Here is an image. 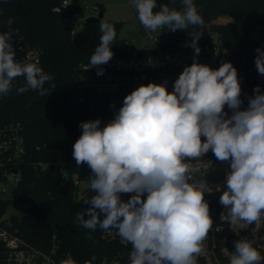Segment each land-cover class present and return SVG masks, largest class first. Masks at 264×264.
I'll return each mask as SVG.
<instances>
[{"label": "clouds", "instance_id": "clouds-1", "mask_svg": "<svg viewBox=\"0 0 264 264\" xmlns=\"http://www.w3.org/2000/svg\"><path fill=\"white\" fill-rule=\"evenodd\" d=\"M131 3L148 31H187L189 26L203 25L194 0H181L180 10L162 4L157 11V0ZM12 24L9 19L8 31L0 32V97L12 91L18 77L25 83L16 88L17 94L33 90L46 95L44 84L53 78L38 61L16 59ZM100 31V42L90 58L98 75L103 74L99 66L112 59L111 45L116 40L113 24L101 19ZM188 34L198 56L201 32ZM256 52L257 72L264 75V50ZM241 91L231 62L213 69L194 56L171 92L166 84L141 85L125 96L123 106L104 127L99 119L81 122L82 134L72 156L78 167L87 164V188L95 192L82 202L91 206L76 216V223L89 230L87 238L93 239L91 232L97 228L115 230L122 242L131 245L128 264H197L213 226L205 200L213 187L202 178L191 182L195 169L185 161L203 158L210 150L217 161L228 165L225 190L219 197L227 209L222 216L231 226L258 224L264 217V92L256 86L254 97L241 110ZM122 193L131 196L125 201ZM228 261H264L254 246V234L253 239L242 237L234 242ZM60 264L78 262L68 254Z\"/></svg>", "mask_w": 264, "mask_h": 264}, {"label": "trees", "instance_id": "trees-1", "mask_svg": "<svg viewBox=\"0 0 264 264\" xmlns=\"http://www.w3.org/2000/svg\"><path fill=\"white\" fill-rule=\"evenodd\" d=\"M230 1L235 4L234 17L219 20L224 15L219 10ZM59 3L60 0H0V30L7 31V21L12 19L11 28L25 34L43 51L40 67L53 78L44 84L46 95L33 90L17 94L16 88L25 83L23 77H18L13 81L12 91L0 97V126L19 121L24 128L26 147L22 178L12 197L0 201V215L9 206L20 207V213L12 214L9 219L12 229H17L26 241L46 251L56 245L58 256L66 258L71 254L78 264L86 261L102 264L118 246L104 241L99 228L91 232L93 239H88L89 230L76 223L78 212L91 206L82 203L83 200L95 192H90L86 184L90 169L87 164L78 167L72 152L82 134L81 122L99 119L104 127L119 109L116 98L99 96L81 85L82 75L89 73L82 65L90 64L100 42V21L79 23L72 17L74 6L54 10ZM194 3L203 25L196 29L189 26L187 31L217 32L232 53L231 63L244 73L248 94L254 93L256 86L264 92V75L257 72L255 65L256 49L264 50V0H194ZM162 4L177 10L182 8L181 0H157V11ZM105 21L116 29V40L111 45L113 57L156 51L147 48L128 52L127 40L120 37L124 22ZM79 25L90 36L83 48H76L72 42ZM187 31L171 32L164 28L162 49L191 47L192 37ZM241 100L242 104L246 103L245 98ZM209 153L213 155L211 150ZM40 163L47 166L42 169ZM63 163L68 178L62 175ZM75 178L81 180V190L75 185Z\"/></svg>", "mask_w": 264, "mask_h": 264}, {"label": "built area", "instance_id": "built-area-1", "mask_svg": "<svg viewBox=\"0 0 264 264\" xmlns=\"http://www.w3.org/2000/svg\"><path fill=\"white\" fill-rule=\"evenodd\" d=\"M69 6H74L72 0H60L54 10L60 11ZM72 17L75 21L82 19L77 11L73 13ZM139 25L151 44L136 46L133 42L127 41L126 50L134 53L141 49L154 48L156 51L143 55L134 53L126 56H114L108 63L99 66L103 69L102 75L97 74V67H91V64L82 65L84 70L89 71V73L82 75L81 85L84 88L90 89L102 97L116 98L115 105H117L133 90L148 83L166 84L167 90L171 92L175 80L186 66L193 63L194 56L199 63L207 64L213 69L219 68L224 62L232 61L231 51L223 45L217 32L199 31L204 42L198 44L201 51L197 56L192 47L164 51L161 47V35L164 28L158 29V33L154 34L152 31L146 30L140 21ZM13 30L12 43L16 52V59L21 63L38 61L39 66H41L43 51L33 45L25 34L17 29ZM77 31L78 28L74 30V34ZM0 32L4 31L0 30ZM237 73L241 88L246 87L244 73L242 71H237ZM247 94L248 91L243 98ZM248 102L246 100V103L241 105V110L247 108ZM225 112L229 116L232 114L227 106H225ZM25 153L22 124L17 121L0 126V183L8 185L12 181L14 182L11 197L14 188L22 178ZM185 162L189 167L195 169L191 181L195 183H199L200 178L204 179L202 177L204 173L218 166H225V175L228 170L226 163L217 161L215 156L209 152L203 158ZM40 166L44 169L47 164L40 163ZM61 170L64 178L70 176L64 163L61 165ZM206 181L213 187L212 193L205 194V200L209 204L210 215L213 219V226L203 243V252L197 258V264H229V254L234 251V242L242 237L253 239V234L254 246L264 256V217L258 224L247 225L240 222L231 226L230 222L226 220V216H222V214H227V209L219 202V197L225 190V178L219 184ZM74 183L81 190V180L75 178ZM7 191V187L0 189V201L9 199L4 196ZM130 196L131 194L122 193L121 199L126 201ZM7 209L0 215V264H60V261L65 257L58 256L56 245L52 250L46 251L26 241L22 235L18 234L17 229H12L9 216H6ZM100 218H103V214ZM102 238L107 243L118 246L117 251L105 257L102 264H128L131 245L122 242L115 230L107 232L102 230ZM261 264H264V261H261Z\"/></svg>", "mask_w": 264, "mask_h": 264}, {"label": "rangeland", "instance_id": "rangeland-1", "mask_svg": "<svg viewBox=\"0 0 264 264\" xmlns=\"http://www.w3.org/2000/svg\"><path fill=\"white\" fill-rule=\"evenodd\" d=\"M74 3L75 11L79 12L82 19L77 22L84 23V19L91 16H97L102 9L104 10L103 20H113L124 22V27L120 32V37L127 41L133 42L136 46L139 45H150V40L146 37V34L141 29L138 21V16L135 8L133 7L130 0H72ZM230 16L224 14L219 20H228ZM78 31L84 29L83 26H78ZM155 33H158L156 30ZM241 91V98L246 94L247 87L243 86ZM14 185L12 181L10 184L0 183V189L7 187L8 191L4 193L5 198H11V190ZM20 207L9 206L6 211V216L12 214H19Z\"/></svg>", "mask_w": 264, "mask_h": 264}, {"label": "water", "instance_id": "water-1", "mask_svg": "<svg viewBox=\"0 0 264 264\" xmlns=\"http://www.w3.org/2000/svg\"><path fill=\"white\" fill-rule=\"evenodd\" d=\"M219 12L220 13H224V14L230 16V17H234V15H235V4H234V2L230 1L229 3H227L225 5V7L221 8L219 10ZM103 17H104V10L101 9L97 16H91V17L87 18L86 22H98L101 19H103ZM89 38H90V36H89L87 30L82 29V30L78 31L75 34V36L73 37L72 42H73V45L76 48H83L88 43ZM203 42H204V38L200 37L199 40H198V44H201ZM254 95H255V92L254 93H249V94L246 95L245 99L247 101H249V98L254 97ZM116 106H117L118 109H120L123 106V101L117 103ZM202 177L204 179L214 183V184H219L225 178V166L224 165L218 166L215 169L204 173Z\"/></svg>", "mask_w": 264, "mask_h": 264}]
</instances>
